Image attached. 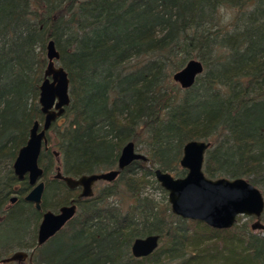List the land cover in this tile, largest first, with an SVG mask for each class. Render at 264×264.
<instances>
[{
    "label": "trees",
    "instance_id": "16d2710c",
    "mask_svg": "<svg viewBox=\"0 0 264 264\" xmlns=\"http://www.w3.org/2000/svg\"><path fill=\"white\" fill-rule=\"evenodd\" d=\"M223 7L236 9L230 26ZM50 38L70 102L38 157L42 209L78 204L45 243L31 235L32 263L264 264V228L252 229L241 215L215 228L173 214L165 195L143 192L148 184L166 192L156 167L184 175L183 144L198 138L209 142L207 176H243L264 195V0H0V162L8 163L0 170V209L18 194L0 224L22 218L27 227L41 217L23 199L30 185L12 163L34 119H43L39 84ZM190 58L204 69L183 88L172 73ZM128 140L146 160H133L105 186L96 181L91 196L79 198L54 177L57 164L72 176L114 168ZM119 193L125 204L111 200ZM150 233L164 246L134 256L133 240ZM155 252L165 260H150Z\"/></svg>",
    "mask_w": 264,
    "mask_h": 264
},
{
    "label": "water",
    "instance_id": "95a60500",
    "mask_svg": "<svg viewBox=\"0 0 264 264\" xmlns=\"http://www.w3.org/2000/svg\"><path fill=\"white\" fill-rule=\"evenodd\" d=\"M47 64L43 78L39 84L38 102L43 113V121L34 119L29 128V135L17 151L12 168L18 179L26 175L33 184L32 189L25 194L24 199L34 202L36 209L41 210V197L44 191V181L41 179L43 167L38 162L42 147H48L46 131L65 110L70 102L69 77L63 65L59 64V50L52 38L46 42ZM204 65L198 58L188 59L183 66L172 73L174 81L181 87L191 86L196 77L203 71ZM209 142L192 138L183 144L179 160L186 173L176 176L168 170L158 167L153 169L154 177L167 190V200L171 211L181 217L205 222L215 228L231 227L238 215L253 216L252 229H263L261 215L264 210V195L262 190L243 176L209 177L203 169V161ZM58 156V151H53ZM146 155L137 150L132 140L123 144L117 166L107 170L83 173L72 176L62 173L57 165L54 177L64 180L69 188L81 187L79 196H91L92 185L97 180L112 181L121 170L135 159L146 160ZM57 161L59 158L56 157ZM16 195L10 198L14 202ZM77 210L75 202L64 203L57 210L46 209L37 231V244L41 245L54 235L64 224L74 216ZM159 234L150 233L136 237L131 244L134 256H145L158 246ZM32 251L17 249L0 259V263L16 261L17 264H33ZM28 257V262L25 259Z\"/></svg>",
    "mask_w": 264,
    "mask_h": 264
},
{
    "label": "rangeland",
    "instance_id": "374dc122",
    "mask_svg": "<svg viewBox=\"0 0 264 264\" xmlns=\"http://www.w3.org/2000/svg\"><path fill=\"white\" fill-rule=\"evenodd\" d=\"M223 9L226 10L224 14H226L227 10H235V12H236V9L232 8V7H223ZM46 64H47V61H46ZM173 81H174V79H173ZM174 82L179 85L178 82H176V81H174ZM54 122L56 124H59V125L63 124L64 117L59 116ZM48 134H49V136L53 135V129L51 127L48 131ZM138 147H140V145H138L136 147V149L142 152V150H140ZM7 165H8V163H3V162L1 163L0 162V170L7 168ZM171 173L174 174L173 171H171ZM108 183H110V182H108L106 180H99V181H97L96 184L98 187H100V186H105ZM143 192L148 193L150 195H153L156 199H162L164 197V195L167 197V191L164 193V192L160 191L159 189H157L156 187L151 186L150 184H148L145 188H143ZM123 198L124 197L122 196V194L119 193V194L112 196L111 200L119 201L121 203L123 202V204H125V202H124L125 198L124 199ZM11 205H12V203H10V201L7 199L6 202L3 204V206L0 209V221L5 217V213H6L5 210L8 209ZM57 208H55V209H57ZM55 209H53V210H55ZM170 210H171V208H170ZM261 220H262V218H261ZM40 221H41V219L38 220L37 223L35 221H32L30 223L28 222L27 227H26V222L24 219H22V218H20V219L10 218V219L6 220L4 223L0 224V258L3 256L9 255L12 251L17 250V249H24V250L31 251L32 247L29 244V242L31 241V235L36 236V239H37V230H38V226H39ZM253 221H254L253 216L241 215L240 222H247L248 224H251V222H253ZM262 222H263V220H262ZM21 233H22L23 238L15 240V237H17ZM163 246H164V240L159 241V244H158V247L156 248V250H160ZM156 254L157 253L155 252L154 253L155 256L152 255V258L150 260H154V258L159 257V254H157V255ZM164 257H165L164 255H161L159 258H161L162 260H165ZM26 262H28V261L26 260ZM0 264H16V261L2 262ZM148 264H151V263L148 262ZM163 264H167V263H163Z\"/></svg>",
    "mask_w": 264,
    "mask_h": 264
},
{
    "label": "flooded vegetation",
    "instance_id": "af4514ba",
    "mask_svg": "<svg viewBox=\"0 0 264 264\" xmlns=\"http://www.w3.org/2000/svg\"><path fill=\"white\" fill-rule=\"evenodd\" d=\"M40 121V123H42V121H43V119L42 120H39ZM52 125V124H51ZM51 127V126H50ZM50 127L48 128V130L46 131V134H47V137L49 138V134H48V131H49V129H50ZM43 148V147H42ZM48 148H50V144H49V142H48V147L47 148H45V149H48ZM56 156V155H55ZM58 157V156H57ZM56 161H57V159H56ZM58 162V161H57ZM57 165H60V164H57ZM57 165H56V167H57ZM56 167H55V171H56ZM60 169H61V166H60ZM43 171H44V169H43ZM41 179L44 181V188H45V179L43 178V174H42V176H41ZM28 180V179H27ZM28 184H29V182H28ZM94 187H95V182L93 183V185H92V188H93V193H94ZM31 188H32V186H30V188H29V190L26 192V193H28L30 190H31ZM76 189H78V197L79 198H81V197H86V196H79V193H80V191H81V187H75ZM74 188V189H75ZM13 195H16V199L14 200V202L18 199V194L17 193H14V194H11V195H9V197H8V200L10 201V198L13 196ZM25 196V195H24ZM23 196V197H24ZM14 202H10V203H14ZM70 202H75L76 203V206H77V202L75 201V200H72V201H70ZM69 202V203H70ZM27 203H29V202H27ZM29 204H31V205H33L32 203H29ZM59 207V206H58ZM53 210V209H52ZM55 210H57V209H55ZM40 212H41V217H40V219L42 218V213H43V209H41V210H39ZM36 243H37V239H36ZM32 251V253H33V250H31ZM11 254V253H10ZM26 260L28 261V257L25 259V262H26ZM16 264H17V262H16Z\"/></svg>",
    "mask_w": 264,
    "mask_h": 264
},
{
    "label": "clouds",
    "instance_id": "9594fccd",
    "mask_svg": "<svg viewBox=\"0 0 264 264\" xmlns=\"http://www.w3.org/2000/svg\"><path fill=\"white\" fill-rule=\"evenodd\" d=\"M225 11H226V10L223 9V8L220 9V12H221V13H225ZM235 14H236L235 10H227L226 14H224L223 17H222V21H223V23H224L225 25L230 26L231 23H232V21H233L234 18H235Z\"/></svg>",
    "mask_w": 264,
    "mask_h": 264
},
{
    "label": "bare ground",
    "instance_id": "6f19581e",
    "mask_svg": "<svg viewBox=\"0 0 264 264\" xmlns=\"http://www.w3.org/2000/svg\"><path fill=\"white\" fill-rule=\"evenodd\" d=\"M52 123H53V122H52ZM15 176H16V175H15ZM16 177H17V176H16ZM25 177L27 178V175H26ZM25 177H24V178H25ZM24 178H23V179H24ZM27 179H28V178H27ZM28 182H29V181H28ZM29 185L33 187V184L30 183V182H29ZM31 189H32V188H31ZM166 191H167V190H166ZM42 195H43V193H42ZM23 199H24V197H23ZM24 200H25V199H24ZM25 201H26V202H29V203H32V204H33V207L35 208V206H34V202H33V201H30V200H25ZM169 204H170V203H169ZM41 207H42V197H41ZM35 209H36V208H35ZM41 209H42V208H41ZM37 210H40V209H37ZM171 212H172V211H171ZM172 213H173V212H172ZM173 214H175V213H173ZM176 215H177V214H176ZM178 216H179V215H178ZM72 217H73V216H72ZM72 217H71V218H72ZM71 218H70V219H71ZM70 219H69V220H70ZM66 223H67V222H66ZM66 223H65V224H66ZM65 224H64V225H65ZM38 227H39V226H38ZM59 230H60V229H59ZM59 230H58V231H59ZM37 231H38V230H37ZM52 236H53V235H52ZM44 243H45V242H44ZM37 245H38V244H37Z\"/></svg>",
    "mask_w": 264,
    "mask_h": 264
}]
</instances>
